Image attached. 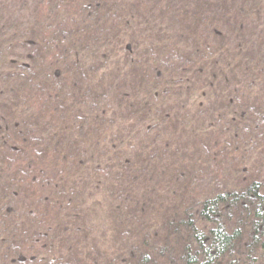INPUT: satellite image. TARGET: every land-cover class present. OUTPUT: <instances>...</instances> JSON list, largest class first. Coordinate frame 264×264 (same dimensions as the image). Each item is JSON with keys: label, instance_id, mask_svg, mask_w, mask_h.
<instances>
[{"label": "trees", "instance_id": "trees-1", "mask_svg": "<svg viewBox=\"0 0 264 264\" xmlns=\"http://www.w3.org/2000/svg\"><path fill=\"white\" fill-rule=\"evenodd\" d=\"M0 264H264V0H0Z\"/></svg>", "mask_w": 264, "mask_h": 264}, {"label": "rangeland", "instance_id": "rangeland-1", "mask_svg": "<svg viewBox=\"0 0 264 264\" xmlns=\"http://www.w3.org/2000/svg\"><path fill=\"white\" fill-rule=\"evenodd\" d=\"M131 130H133V129H131ZM131 134H132V131H131ZM135 163H137L136 164V166L135 167H138V166H141V161H136ZM134 163V164H135ZM97 199V201H100V203H101V208H100V210H101V215H100V217H101V223L102 222H104V224L105 225H109L110 223H111V219L109 218V216H107L108 215V212H107V208L109 207V205H106L107 203L101 198V197H99V198H96ZM93 203H95V202H93ZM92 220V219H91ZM100 223V221H99V223H98V225H100L101 224ZM98 229V228H97ZM106 229H109V228H106ZM107 231H109V230H107ZM106 233V232H105ZM107 234V236L105 237V238H101V237H99V236H95V237H97L96 238V243H97V245H95V249L97 250V251H100L101 249H103V248H99V247H101V245H102V243H106V245L108 244V242L110 241V237L109 236H112V234L110 233H106ZM96 235H97V232H96ZM94 237V236H93Z\"/></svg>", "mask_w": 264, "mask_h": 264}]
</instances>
